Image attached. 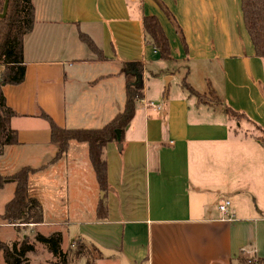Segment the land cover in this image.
I'll list each match as a JSON object with an SVG mask.
<instances>
[{"label":"crops","instance_id":"crops-1","mask_svg":"<svg viewBox=\"0 0 264 264\" xmlns=\"http://www.w3.org/2000/svg\"><path fill=\"white\" fill-rule=\"evenodd\" d=\"M160 1L162 6L153 0H32L24 82L2 88L16 114L11 127L18 144L0 156V174L46 166L29 177L30 197L44 214L37 226L78 224L82 231L73 239L58 232L100 254L115 245L128 264H232L242 253L263 258L264 148L233 129L222 106L198 103L182 87L185 81L199 94L211 87L225 108L264 124V64L254 55L240 0ZM166 10L182 31L186 52ZM144 16L159 19L171 61L148 44ZM80 33L103 59L80 41ZM138 62L144 97L124 147L119 151L113 142L105 149L104 193L87 144L71 142L64 157L50 164L58 148L43 116L69 130L104 127L124 110L123 64ZM9 184L14 194L15 184ZM225 199L231 202L226 216L216 208ZM102 200L108 212L98 219Z\"/></svg>","mask_w":264,"mask_h":264},{"label":"trees","instance_id":"trees-1","mask_svg":"<svg viewBox=\"0 0 264 264\" xmlns=\"http://www.w3.org/2000/svg\"><path fill=\"white\" fill-rule=\"evenodd\" d=\"M153 1L162 6L160 0ZM4 3L5 0H0V13L3 12ZM240 4L244 27L252 43L254 55L264 64V0H240ZM165 13L177 30L186 52L187 47L180 27L167 10ZM34 17L32 0H9L7 14L3 19H0V156L3 155L6 147L18 144L17 132L11 127V120L16 114L7 106L2 88L8 85L18 86L24 82L26 74L24 38L34 28ZM142 22L148 44L159 54L161 60L171 61L170 43L159 19L155 16H144ZM79 38L92 52L103 59L101 52L89 36L80 33ZM123 65L126 79L124 110L104 127L69 130L57 126L50 118L43 116L49 123L51 142L58 148L56 156L50 161V164L56 163L64 157L71 142L87 144L91 165L99 188L104 193L109 190L105 149L110 143L121 144L124 141L126 129L135 117L137 103L144 97L143 63H126ZM182 87L191 96L200 97L185 81L182 82ZM209 89L213 93L211 87ZM225 111L230 120L234 116L241 117L250 124L255 131L253 133L244 131L243 135L256 140L264 148V129L261 126L252 122L245 114L235 112L229 106H226ZM118 132H120V138ZM45 167L42 166L38 169L25 167L11 176L0 174V190L8 183L15 184L13 198L6 204L3 214L0 215V224L37 226L44 223V214L40 202L30 197L29 194V177ZM107 212L106 204L103 200L100 201L97 207L98 219H105ZM35 243L44 246L53 258L58 259L61 264H67L68 253L62 249L63 237L61 233H52L50 236L37 234ZM34 250L35 245L28 240L23 241L19 247L14 244L12 249L0 242V252L5 264H26L27 255ZM80 250H78V254H80ZM87 264L89 263L87 262ZM240 264H264V257L256 260L243 259Z\"/></svg>","mask_w":264,"mask_h":264},{"label":"rangeland","instance_id":"rangeland-1","mask_svg":"<svg viewBox=\"0 0 264 264\" xmlns=\"http://www.w3.org/2000/svg\"><path fill=\"white\" fill-rule=\"evenodd\" d=\"M132 4H134V2H132ZM174 86H175V82L173 84V88ZM147 87L151 88V85L147 84ZM199 96H200L199 98L197 97L198 103H205V104L207 103L217 107L222 106L226 114L225 107L221 104V102L218 100V98L214 93L208 91L205 94H199ZM245 103L246 105L250 104V97L248 95L245 97ZM232 109L235 112H240L235 108ZM231 121H232L231 124L233 129L239 127L242 132L248 131L250 133H253L255 131L254 128L241 117L234 116ZM256 124L264 129L263 123L261 124L256 123ZM123 147H124V142H122L121 144L118 143L119 151H121V148ZM12 194H13V187L11 184L7 185L3 190H0V215L3 214L6 204L9 202V200H11ZM134 199L136 200V204L133 208L137 210L141 207V201L136 196V194L134 196ZM218 205L219 203L217 204L216 208L218 207ZM260 210L261 209L259 208L258 211ZM263 217H264V212H263ZM61 219L63 218H60V220ZM65 230H66V234H68L67 232H69L71 239H73L74 238L73 236L76 233H78L80 230L82 231V227L78 226V224L64 223V222H61L58 226L49 225L45 227H38L35 225L9 226L6 224H0V242L8 246L10 249L13 248L14 244H16L19 247L20 244L25 240H28L31 244L33 243L35 245V250L34 252L27 255L26 264H61L58 259L53 258V256L47 251V249L44 246L35 243V236L37 234L50 236L52 233H56L58 231L64 232ZM259 230L261 237L264 239V224L261 226ZM67 238L65 240L63 239V244H62L63 251L68 253L67 264H87V262L89 264H128L120 256L119 248L116 247L115 245H113L112 247L102 248L100 254L98 249L93 245H90L81 240L72 241ZM80 247L82 248L81 250L79 249ZM78 250H80V254H78L79 252ZM257 258L258 257H248L242 253L236 256L233 264H240V261L243 259L256 260ZM0 264H5L1 252H0Z\"/></svg>","mask_w":264,"mask_h":264},{"label":"built area","instance_id":"built-area-1","mask_svg":"<svg viewBox=\"0 0 264 264\" xmlns=\"http://www.w3.org/2000/svg\"><path fill=\"white\" fill-rule=\"evenodd\" d=\"M153 106V104H151ZM231 206V202L228 200L222 201L219 205H218V210L220 213H222L223 215H228L229 213V208Z\"/></svg>","mask_w":264,"mask_h":264},{"label":"water","instance_id":"water-1","mask_svg":"<svg viewBox=\"0 0 264 264\" xmlns=\"http://www.w3.org/2000/svg\"><path fill=\"white\" fill-rule=\"evenodd\" d=\"M8 4H9V0H5L3 12L0 13V19H3L6 16L8 10ZM118 136L120 138V132H118Z\"/></svg>","mask_w":264,"mask_h":264}]
</instances>
